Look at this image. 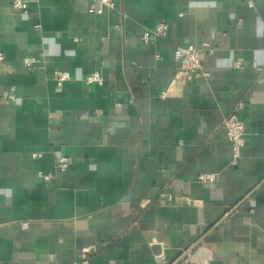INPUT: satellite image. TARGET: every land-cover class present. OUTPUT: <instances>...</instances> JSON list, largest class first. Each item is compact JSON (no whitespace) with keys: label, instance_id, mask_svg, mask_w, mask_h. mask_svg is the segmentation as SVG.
<instances>
[{"label":"crops","instance_id":"obj_1","mask_svg":"<svg viewBox=\"0 0 264 264\" xmlns=\"http://www.w3.org/2000/svg\"><path fill=\"white\" fill-rule=\"evenodd\" d=\"M113 1L36 0L23 16L0 0V95L16 96L0 99V264H75L83 248L85 264H264V0ZM160 20L166 37L143 45ZM202 42L210 77L177 83L174 47ZM31 54L46 68L25 70ZM54 70L75 79L57 87ZM94 70L101 83L80 81Z\"/></svg>","mask_w":264,"mask_h":264},{"label":"built area","instance_id":"obj_2","mask_svg":"<svg viewBox=\"0 0 264 264\" xmlns=\"http://www.w3.org/2000/svg\"><path fill=\"white\" fill-rule=\"evenodd\" d=\"M36 0H11V8L17 12H20L23 16H28L29 5ZM250 6H253L251 2H248ZM115 9V2L113 0H89L88 12L93 14H101L103 8ZM39 27V25H36ZM169 27L167 22L160 20L152 28H144L140 34V42L143 45H148L159 38H165L168 33ZM215 48L208 42H202L198 45H178L174 47L173 55L178 62L179 76L176 78V82L182 85L197 80L199 78L210 77L211 73L204 69L201 56L205 54H213ZM5 56L0 52V72L4 71ZM22 67L27 71H34L37 68L45 69V59L37 55H26L21 60ZM244 66L243 61L233 60V69H242ZM51 80L56 84L57 87H61L65 82L72 81L75 77L68 71L54 70L49 73ZM87 86L99 84L103 81V77L98 70H94L80 78ZM167 92H162L161 97H164ZM0 99L6 102H15L16 96L12 92H6L0 95ZM222 127L225 130L226 136L230 143L231 148V164L236 165L241 150L244 147V134L245 127L244 122L235 113H231L223 119ZM40 156V153H31V158L35 159ZM70 165V159L65 155H59L55 159V170L57 172H65ZM54 174L37 172V178L42 182H50L53 179ZM217 174L215 173H203L196 177V180L205 184H213L216 182ZM26 222H23V226H26ZM93 252L91 248H83L79 252L78 260L75 264H85L88 260L89 255ZM158 259L162 261V264H167L164 254L160 253L156 255Z\"/></svg>","mask_w":264,"mask_h":264},{"label":"water","instance_id":"obj_3","mask_svg":"<svg viewBox=\"0 0 264 264\" xmlns=\"http://www.w3.org/2000/svg\"><path fill=\"white\" fill-rule=\"evenodd\" d=\"M191 250V249H190ZM190 250H186L184 253H187V252H189Z\"/></svg>","mask_w":264,"mask_h":264}]
</instances>
